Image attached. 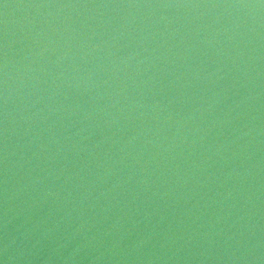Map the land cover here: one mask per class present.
I'll use <instances>...</instances> for the list:
<instances>
[{
    "label": "water",
    "instance_id": "95a60500",
    "mask_svg": "<svg viewBox=\"0 0 264 264\" xmlns=\"http://www.w3.org/2000/svg\"><path fill=\"white\" fill-rule=\"evenodd\" d=\"M0 264H264L261 0H0Z\"/></svg>",
    "mask_w": 264,
    "mask_h": 264
},
{
    "label": "snow or ice",
    "instance_id": "6c2138e0",
    "mask_svg": "<svg viewBox=\"0 0 264 264\" xmlns=\"http://www.w3.org/2000/svg\"><path fill=\"white\" fill-rule=\"evenodd\" d=\"M261 5L264 6V0H261Z\"/></svg>",
    "mask_w": 264,
    "mask_h": 264
}]
</instances>
